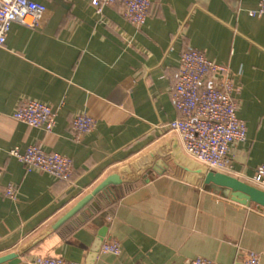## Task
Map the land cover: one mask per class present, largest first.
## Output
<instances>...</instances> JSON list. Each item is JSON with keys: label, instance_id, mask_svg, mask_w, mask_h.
<instances>
[{"label": "crops", "instance_id": "0c3cea01", "mask_svg": "<svg viewBox=\"0 0 264 264\" xmlns=\"http://www.w3.org/2000/svg\"><path fill=\"white\" fill-rule=\"evenodd\" d=\"M30 1L48 8L44 28L13 24L0 51V190L18 187L16 201L0 196V257L17 253L109 176L177 137L168 125L178 116L172 93L188 48L234 76L247 139L231 147L229 175L251 183L264 163V19L249 14L260 0H152L141 28L119 5L105 8L101 19L91 0ZM29 100L57 111L52 132L14 118ZM84 113L97 126L81 135L73 120ZM30 146L70 158V181L29 172L10 155ZM101 239L119 242L121 255L104 254ZM249 252L264 264V212L163 168L110 186L21 264L37 257L81 264H190L196 258L243 264Z\"/></svg>", "mask_w": 264, "mask_h": 264}, {"label": "built area", "instance_id": "2783aa9c", "mask_svg": "<svg viewBox=\"0 0 264 264\" xmlns=\"http://www.w3.org/2000/svg\"><path fill=\"white\" fill-rule=\"evenodd\" d=\"M91 7L101 19L107 7L119 5L123 17L134 27L141 28L148 19L152 0H91ZM252 17L264 19V0L258 9L250 11ZM49 17L48 8L30 0H0V51L4 49L13 24L29 29H43ZM237 88L234 76L226 65L210 60L203 51L186 49L180 57L177 82L173 88L172 103L178 113L168 125L176 134L184 153L209 170L229 174L232 169L229 153L236 143L247 139L246 123L238 117ZM58 113L50 106L29 100L14 113L17 121L47 133L56 126ZM97 121L84 113L73 120V129L81 135L95 130ZM10 155L25 165L27 171L47 173L61 181H70L73 161L57 153L46 152L41 146H30L26 151H10ZM2 171L0 170V182ZM264 191V163L257 167L251 180ZM0 196L16 201L18 187L8 184ZM104 254L120 256L122 246L117 241H106L101 247ZM31 264H81L62 258L37 257ZM190 264H218L204 258L193 259ZM243 264H261L254 252L246 254Z\"/></svg>", "mask_w": 264, "mask_h": 264}, {"label": "water", "instance_id": "95a60500", "mask_svg": "<svg viewBox=\"0 0 264 264\" xmlns=\"http://www.w3.org/2000/svg\"><path fill=\"white\" fill-rule=\"evenodd\" d=\"M163 168L170 169L177 178L185 182L198 186L205 185L210 190L224 197H229L234 202L264 212L263 190L229 174L211 171L205 165L186 157L183 154L178 138L172 137L148 154L123 167L120 170V174L109 176L90 195L79 201L75 207L54 225L26 243L17 253H10L0 257V264H21V257L70 220L97 195L107 190L110 186L135 183L153 171L161 172ZM102 244L103 239L99 241L98 248Z\"/></svg>", "mask_w": 264, "mask_h": 264}, {"label": "rangeland", "instance_id": "374dc122", "mask_svg": "<svg viewBox=\"0 0 264 264\" xmlns=\"http://www.w3.org/2000/svg\"><path fill=\"white\" fill-rule=\"evenodd\" d=\"M163 144V143H162ZM159 145H161V144H159ZM159 145H156L154 148H156V147H158ZM153 148V149H154ZM153 149H151V150H153ZM151 150H149L146 154H148ZM183 151V150H182ZM146 154H144V155H146ZM183 154L186 156V157H188L185 153H184V151H183ZM143 155V156H144ZM142 157V156H141ZM188 158H190V157H188ZM191 159V158H190ZM249 184V183H248ZM250 185H253V183H252V181H251V183H250ZM253 186H255V185H253Z\"/></svg>", "mask_w": 264, "mask_h": 264}]
</instances>
